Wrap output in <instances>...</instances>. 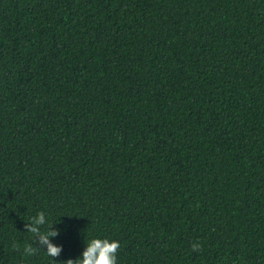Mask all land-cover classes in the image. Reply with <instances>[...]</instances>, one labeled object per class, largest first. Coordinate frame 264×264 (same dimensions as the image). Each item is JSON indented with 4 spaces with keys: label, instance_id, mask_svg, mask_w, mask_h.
<instances>
[{
    "label": "trees",
    "instance_id": "trees-1",
    "mask_svg": "<svg viewBox=\"0 0 264 264\" xmlns=\"http://www.w3.org/2000/svg\"><path fill=\"white\" fill-rule=\"evenodd\" d=\"M91 237L264 264V0H0V264Z\"/></svg>",
    "mask_w": 264,
    "mask_h": 264
},
{
    "label": "clouds",
    "instance_id": "clouds-1",
    "mask_svg": "<svg viewBox=\"0 0 264 264\" xmlns=\"http://www.w3.org/2000/svg\"><path fill=\"white\" fill-rule=\"evenodd\" d=\"M57 222H49L44 212L37 213L26 226L28 231L34 233L36 243L40 248L46 249L47 255L57 257L63 250V246L53 242L52 238L60 235V228L53 227ZM42 229H46L42 231ZM120 247L119 241L106 237H91L84 241L83 251L76 259H68L64 264H118L117 252ZM193 250H197L199 244H193ZM38 248V247H36ZM25 251L32 253L33 248L28 247Z\"/></svg>",
    "mask_w": 264,
    "mask_h": 264
}]
</instances>
